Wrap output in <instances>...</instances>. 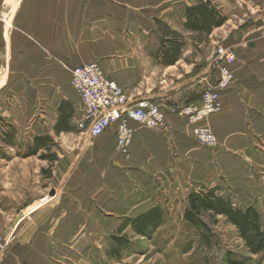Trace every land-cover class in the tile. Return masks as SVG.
<instances>
[{
	"label": "crops",
	"instance_id": "crops-1",
	"mask_svg": "<svg viewBox=\"0 0 264 264\" xmlns=\"http://www.w3.org/2000/svg\"><path fill=\"white\" fill-rule=\"evenodd\" d=\"M199 1L18 0L7 11L8 27L7 16L0 18V81H62L74 67L99 62L133 99L148 97L165 107L196 102L203 89L216 84L223 65L215 59V46L207 54L208 43L196 41L184 27L187 7ZM220 1L213 0L227 16L226 0ZM244 9L238 25L226 30L228 16L210 35L225 29L212 43L236 55L229 65L232 84L220 90L221 107L207 122L217 137L212 148L200 144L175 114H168L159 130L133 123L129 154L117 151L115 125L96 138L62 137L66 131H55L59 108L64 102L72 110V129L84 115L80 98L54 89L39 96L52 116L44 121V133L54 140L49 150L56 160L41 158L46 152L41 149L36 155L52 166L51 173L40 167L0 178V236L9 240L0 264H100L99 242L156 207L139 188L148 177L183 170L190 176L201 170L206 176L241 178L254 171L264 176L257 164L264 161V0H252ZM159 21L185 37L183 54L171 65L159 54ZM174 68L178 72H170ZM65 142L71 146L54 152ZM254 188L261 199L264 189ZM255 207L264 211L263 201Z\"/></svg>",
	"mask_w": 264,
	"mask_h": 264
},
{
	"label": "rangeland",
	"instance_id": "rangeland-1",
	"mask_svg": "<svg viewBox=\"0 0 264 264\" xmlns=\"http://www.w3.org/2000/svg\"><path fill=\"white\" fill-rule=\"evenodd\" d=\"M9 1L0 0V18L1 14L7 16L4 21L6 27L9 26L7 11L12 8ZM13 1L16 6L18 0ZM251 1H225L224 13L227 14V19L228 16L232 19L229 24L227 23L226 30L228 27L239 24L240 10L243 12H245L244 8L248 10V4ZM225 29L218 30L214 37L209 36L205 41L209 46L207 54L212 52L213 46L216 47L215 55L220 46H225L219 44L218 41L212 43L216 36H222L225 33ZM195 53L201 55V51ZM170 72H178V69H171ZM48 89L77 94L71 84V78L56 82L0 81V178H4L9 171L15 172L16 170L25 173L30 171L32 174L40 167H48L51 173L52 166L48 162L36 154L26 155L28 146L33 143L32 138L47 135L44 133L47 131L44 121L52 116L49 114L50 110L41 104L39 96ZM81 121L69 130L73 132L66 131L61 136L91 138L88 129L80 125ZM12 131L14 137L9 142L7 141L8 134ZM27 140L28 143L25 144L24 142ZM70 146V143L65 142L62 146L57 145L54 152L59 151L61 147L68 148ZM212 147L210 146V148ZM14 153L24 156L15 157ZM246 162L249 163V166L251 163L253 164V161ZM257 164L264 167V161L257 162ZM256 167L253 165V168ZM203 171L201 170L195 175L193 173V176L183 170V174H178V172L175 176L170 174L169 176L148 177L143 183L144 185L141 186L143 189L140 186L139 188L145 191L148 198L147 203H156V207L163 211L161 225L150 236L137 234L131 224H128L122 232L117 231L114 225L115 230L113 234L108 235L109 240L99 242L104 255L100 264H229L226 259L229 252L232 253L236 261L247 260V264H264V251L250 253L237 227L228 222L225 217L218 216L216 221L210 222V230L197 228L188 223L184 217L189 193L207 187H218L220 195L230 198L236 207L242 209H246L247 205L252 202L255 205L262 201L264 203V193H261V199H259L254 188L256 185L258 188L264 189V176H258V173L254 171L253 175L244 173L247 175L243 174L241 178L223 175L218 177V175L206 176ZM258 210L264 230V211ZM205 218L208 219L207 216ZM108 232H110L109 229ZM117 235H124L127 238L122 247H119L112 239ZM250 257L251 260H249Z\"/></svg>",
	"mask_w": 264,
	"mask_h": 264
},
{
	"label": "built area",
	"instance_id": "built-area-1",
	"mask_svg": "<svg viewBox=\"0 0 264 264\" xmlns=\"http://www.w3.org/2000/svg\"><path fill=\"white\" fill-rule=\"evenodd\" d=\"M215 59L223 64L216 84L203 89L196 102L167 107L148 97L133 99L123 86L105 73L99 62L78 65L71 71V84L84 106L80 125L88 129L91 138L104 135L115 125L117 151L129 154L135 133L133 123L159 130L166 126L168 114H175L192 127L200 144L214 146L217 137L207 122L221 107L220 90L232 84L234 74L229 65L235 62L236 55L233 50L220 46ZM8 243L9 240L0 236V253Z\"/></svg>",
	"mask_w": 264,
	"mask_h": 264
},
{
	"label": "trees",
	"instance_id": "trees-1",
	"mask_svg": "<svg viewBox=\"0 0 264 264\" xmlns=\"http://www.w3.org/2000/svg\"><path fill=\"white\" fill-rule=\"evenodd\" d=\"M186 21L184 27L186 30L193 31L195 39L198 42L207 41L216 27L222 26L227 21V16L223 14L221 8L213 0H200L190 5L186 9ZM163 29L162 44L159 50L163 64L171 65L176 63L183 54L186 41L183 34L169 28L166 23L158 22ZM59 119L55 128L57 134L63 131H69V118L72 110L64 108V102L61 104ZM7 141H12L13 131L10 132ZM50 135L35 136L32 144L28 146L26 155L38 154L41 149L46 152L40 154L41 158H49L52 162L56 160L55 153H50V145L53 142ZM218 187L202 188L193 190L188 196V206L184 217L191 225L210 230V222L216 221L218 216H223L226 220L238 229L240 236L244 239L250 253H260L264 251V230L261 226V214L259 210L250 205L246 209L236 207L230 198H226L218 193ZM208 217V219L205 218ZM163 220V211L159 207L145 211L134 218L125 222L119 231L122 232L128 224H131L134 231L143 236H150L161 225ZM113 240L119 247H122L127 238L123 236H114ZM229 264H247L234 260L232 253L227 257ZM251 260V257L249 258Z\"/></svg>",
	"mask_w": 264,
	"mask_h": 264
},
{
	"label": "bare ground",
	"instance_id": "bare-ground-1",
	"mask_svg": "<svg viewBox=\"0 0 264 264\" xmlns=\"http://www.w3.org/2000/svg\"><path fill=\"white\" fill-rule=\"evenodd\" d=\"M8 3L13 5V4H15V1L10 0Z\"/></svg>",
	"mask_w": 264,
	"mask_h": 264
}]
</instances>
